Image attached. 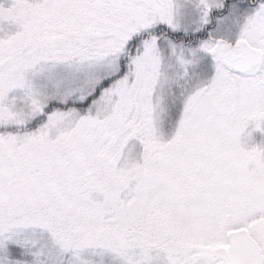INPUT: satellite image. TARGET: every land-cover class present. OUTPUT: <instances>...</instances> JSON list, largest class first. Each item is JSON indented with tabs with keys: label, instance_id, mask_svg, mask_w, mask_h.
I'll use <instances>...</instances> for the list:
<instances>
[{
	"label": "snow or ice",
	"instance_id": "1",
	"mask_svg": "<svg viewBox=\"0 0 264 264\" xmlns=\"http://www.w3.org/2000/svg\"><path fill=\"white\" fill-rule=\"evenodd\" d=\"M0 264H264V0H0Z\"/></svg>",
	"mask_w": 264,
	"mask_h": 264
}]
</instances>
